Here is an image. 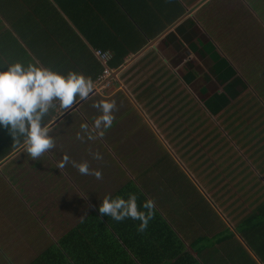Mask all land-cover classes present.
Returning <instances> with one entry per match:
<instances>
[{
	"label": "crops",
	"instance_id": "0c3cea01",
	"mask_svg": "<svg viewBox=\"0 0 264 264\" xmlns=\"http://www.w3.org/2000/svg\"><path fill=\"white\" fill-rule=\"evenodd\" d=\"M9 1L12 0H2L3 6L7 7V5L4 4ZM31 1L32 0H21V6L24 8L28 4L27 2ZM48 2L49 9L45 11L54 13L44 14V8H42L41 6H36L35 9L38 12H41V14L38 16L40 20L51 22L58 16H62L61 22H64L67 27L63 25L61 36H57L56 38H50L44 33L43 30L37 31L32 35L35 41L30 44V49L35 54L34 58L36 63L38 62L41 67L48 68L51 71L65 77L70 71L82 73L84 76L90 77L93 82L95 81V78L98 76L101 70V67L99 69L95 68L99 67L100 65L98 64V61L94 56V51H108L112 54L111 59H113L112 50L99 47L97 45L98 41L106 40L109 36L113 35L116 30H120L116 28H123L128 23L132 25L133 22L131 21V17L128 15V13L134 14L133 18L136 19L134 21V25L137 29V32H139L140 36L147 37H142L143 41H139L140 47L136 52H132V50L126 47L127 55L123 58V63L115 68L111 67L115 70L117 78V81H114L117 83H112L111 85L113 87L115 84H119L115 85L117 86V89L121 85L124 86L125 90H121L122 95L124 97H131L136 101L138 107L130 104V102L127 101L128 104L125 107V110L128 111V118L131 116V113H135L134 111H137V108L140 107V109H145L143 110V113H145L146 111V116H141L145 120L143 121V123L146 125V127H148L149 132L152 135L151 140H153L155 145L158 147V145H160L158 141L159 138L156 139L155 133L158 131L161 134L162 132L164 134L167 129L170 128V126L166 123V117L162 120V127H159L157 124L158 122L156 121L157 116L155 115H160L161 112L159 111V108H157L154 104L156 100L155 93L158 92V89H161V85H159V82L162 79V77L159 78L160 69L157 67V65H164L165 69H163V71L165 72L168 69V65H170V63H172V65L174 64L173 66H178L179 64H181L179 62L185 59L186 56H189V53H193V55L195 56L196 53L199 52V49L202 50V45L199 42V37L197 38V36H195L191 41L188 40V32L191 26L188 25V21H186L184 24L181 23L188 17L185 16L184 18L179 19L181 16L193 11L190 19L194 22V25H197L198 33L203 35V28H201V25L199 28L197 19H195L199 18V5L201 4V2H199V0H68V3L67 0H59L58 3L56 1L50 0ZM77 3H79V5H84L82 7L84 10L83 12L79 11V9L77 8ZM104 3L105 5H103ZM98 5L100 6V8H102V13L98 12V8L96 7ZM28 11L29 9L26 10L25 13H27ZM94 14H96L97 18ZM34 20H36V18ZM171 22L174 23L170 24ZM41 27L44 28V25L42 24ZM20 29L21 28L19 27V30ZM103 29H105V31ZM97 32L98 35L95 36ZM104 32H107L108 34L105 35L103 34ZM120 32H122V30H120ZM126 32L128 31H124L122 34H125ZM130 36H132V34H130ZM45 39L46 45L44 43ZM49 39L52 49H50L51 47L48 43ZM192 47H194V49H192ZM20 49L21 48H19L18 45H14L8 52L14 51L15 55L18 56V54L20 53ZM197 58L198 57L196 56L195 60H197ZM95 69H98L99 71H94ZM172 77H175L174 72ZM181 77L184 84L186 85L187 83L185 82V78H187V75L182 74ZM132 78L134 80V87L132 88H135V96H133L128 91V89H130L129 85L126 86V84L129 83L128 80ZM80 105L81 104H79L77 107H80ZM203 107H205V104L203 105ZM205 110L210 114L212 113V110ZM112 114L115 117L112 122V126L118 128L115 129L117 140L119 141V135H123L126 132H132V130L124 127L125 120L119 118V115L121 114L120 111H114ZM196 114L197 113L195 112L194 106H191L184 117L185 120L186 117H189V120L187 121L188 123H191L189 124V126H187L188 123L184 124L185 127L195 126V128H197L198 120L196 118ZM99 115H101V112L99 113ZM212 115L215 114L212 113ZM216 115L218 116L217 113ZM47 117L48 114L44 116L42 120V126L46 125ZM149 117H152L153 122L150 120L148 123ZM55 118L51 120L52 125L48 126L51 121L47 124V127H49L50 129V136L52 138L53 133L55 134V129H58L57 125L59 121L54 122ZM129 119L132 123V126H134L133 119ZM83 120L86 122L84 118ZM205 120L206 119L203 118V122H205ZM87 130L92 131V126L87 125ZM105 130L106 129L103 128L99 129L98 131L95 129V132L99 133L97 134L96 141V144L100 149L99 154L100 156H102L103 160H107V156L109 155L111 157L110 159H114V157H112V150L116 148L115 142H104L103 133H105ZM4 134L10 135L9 129L0 126V264H27L34 259L37 260L38 255L41 252H45L46 250H48L46 249L48 246H57V238L60 235H62L67 229L73 227L78 221H82L87 215H91V212L94 209L97 210L104 197L108 196L105 195L101 197L102 193L106 191V188L107 191L109 190V184L118 185L119 183H121L120 186H123L125 181L124 177H122L121 174H119L120 177H114L112 175H106L104 172V174H102V179H97L95 177L91 180L93 181V184H95L97 180L102 181L104 185L96 186L95 189L97 190L91 192L92 195L89 200H86V198L83 197L85 205L77 206V198L75 196V194L77 193L74 186H70L69 179L64 180V178L53 166L56 155L53 154L52 151H54L55 147L51 151L42 154L38 158L40 160V163L35 165V160H33L27 153L26 148L23 145V137L20 138L21 143L16 144L17 147L12 149L9 147V143L7 141H3L5 139ZM213 137H215V133ZM213 137L211 136V138ZM2 142H4L5 145H1ZM206 143H210V147L207 148V151L210 152L212 157H215L213 159H222L221 157L218 158V156L223 150L228 147V145H225L220 150L219 146L221 144L215 143L214 139L213 142L208 139ZM169 145L174 148L170 153L160 145L164 152L163 155L160 154V156L154 161H159L154 165L159 164L160 160L162 159H160V157H163L162 161L165 160L163 163L165 167L168 162L173 161L174 158L171 155H175V152H177L178 154L177 158L181 156L185 159H191V161L193 162L194 159L197 158V169H199L198 177L200 178L199 180L203 182L201 176L208 170V167H210V165L207 164L206 158L200 160L202 158V155L193 158V154L201 152L202 150L196 148L195 151H191L192 144L188 141L182 140L170 142ZM103 146L108 147L110 151L108 152ZM262 147L264 148V143ZM182 149L184 151H181ZM254 149L257 153H259V146L255 145ZM96 153V151L92 152L91 155L93 156ZM114 156L119 160L118 155L114 153ZM110 161L112 162V164H114L112 160ZM238 163L240 162L237 161L232 164L237 165ZM203 164H205L204 170L201 169ZM232 164L226 163L224 165L230 166L229 168H227V173H225V169H223L224 166L218 171L217 166L212 168L211 172H206L210 182L217 186L218 183L224 179L225 175L227 178L229 177V180L230 178L232 179L233 177L235 178L236 176H238V171L240 169L236 171L237 168L234 169V166L231 167ZM91 165H94L95 168H98L96 163L89 164V167ZM120 165H124V162L120 161ZM242 165H245V163H243ZM239 168H242L243 170L245 169L244 166H240ZM221 174L222 176L217 179ZM164 175L170 182L172 176H170L166 172L164 173ZM51 177L56 179V183L54 182L52 184H45L47 180L52 181L50 179ZM135 177L137 178L136 175ZM2 179L6 181L7 188L3 185ZM23 180H26L25 185H22ZM122 180L123 183L121 182ZM240 180L243 181L241 177L238 181ZM151 181L155 183L158 182V173H155L153 175ZM246 184L249 186V189H245L244 183H242V186L240 188V191H242L243 193L246 191L244 195V202L242 200L238 204H236L238 199L242 197V193H240L238 198L235 200L236 209L244 207L243 204H245V206H248L252 199L256 203V199L258 197V201L260 202L264 199V184L257 185L252 182L251 178L247 180ZM235 185L236 183L233 184V186ZM49 186L51 187V191H49L48 189L46 190V188H48ZM203 186H205L204 182ZM175 187L179 186L176 183H170L168 188ZM99 188H103L104 190L99 192ZM141 188L143 189V184H141ZM36 189H39L41 193L45 191V195L47 196V198H51L52 196H54V200L55 195L57 194L56 192L60 190L65 195V198L71 201L72 204H61V201L55 200V202L53 201L51 207L48 205H42L39 202L41 201V199H36V196L41 194L33 193V191ZM118 189V187L115 188L111 193L116 194ZM222 189V185L218 187L219 191H221ZM250 189H253V191H249ZM52 191L55 192L52 193ZM152 191L153 189L148 188V196L145 199L154 200L157 196H159L152 194ZM224 191L222 193H224ZM15 192H18L19 198L22 202V206L15 213L7 212V209L11 206V197L14 196ZM29 192L33 196V200L31 201H29L26 197L27 195L29 196ZM248 195L249 197H246ZM228 197L232 198V196L230 195ZM91 200L98 202L95 205H91L89 204ZM45 202L46 204L50 203L49 199H47ZM187 202L188 200L183 197V200H181L180 203H177V205L176 200H171L169 201L170 205L167 206H172L175 209L184 208L186 207L185 204ZM157 205L158 203L155 202L156 207ZM75 206L77 208H74ZM190 207L195 209L196 223H193L184 215H180V217L176 221L175 216L173 215L175 221L173 228L175 232L187 243L192 240V233L195 231L197 234L195 236L202 237V240H200V245H206V242H203V240L205 239L204 237L209 234L207 233L209 230H211L212 232V230L215 229L207 218L206 212H204L205 209L208 208L204 209L203 207H199L198 203H193ZM61 211L65 212V217L59 219V214ZM233 211L235 212V209H233ZM17 213L19 215H17ZM52 220L66 223L67 226L63 231H49L46 228V224L51 222ZM203 221L206 222L205 227H203ZM224 227L225 230L227 229L230 232L231 237L229 239L232 242L231 245H228L230 249L229 251H227V255L221 252L224 259L228 258V264H233L235 262V259L237 257L235 255V252L237 248H240L244 252V254L247 253L251 257V251L248 248H244L238 245L239 242L243 243V241L246 240L243 231L241 229H237L238 227H234L233 224H231L230 227ZM183 229H185V233L181 231ZM240 230L242 231V233ZM209 236L212 235L210 234ZM260 241L261 242L258 246L261 247V251L263 250V246H261L263 245V239H261ZM8 249H10L11 251L18 250V254L13 257L12 253L4 252ZM206 251H208L207 247L200 250L202 254H204ZM260 251L258 250L257 252V255L259 256L262 255ZM215 254H213L212 261L210 262L211 264H226L225 261L219 262L218 260H216ZM253 260L256 263L263 264V258L261 257L259 259L257 257H253Z\"/></svg>",
	"mask_w": 264,
	"mask_h": 264
},
{
	"label": "rangeland",
	"instance_id": "374dc122",
	"mask_svg": "<svg viewBox=\"0 0 264 264\" xmlns=\"http://www.w3.org/2000/svg\"><path fill=\"white\" fill-rule=\"evenodd\" d=\"M50 1V0H48ZM3 6L2 0H0V6ZM20 10V11H19ZM17 12L14 13V16L17 14H22L24 16L25 9L20 8ZM51 14L54 12H50ZM232 16V18H235V22L231 23L230 25L227 22V18ZM198 17H201V19L206 20V17L208 19H214L215 21L212 23H209L208 25L203 22V35L200 33H197L196 36L199 37L201 44H202V50H200V56L201 58H197L195 60L196 55L194 56L193 53H189V56H186L185 59H183L181 64L178 66H173L172 63L168 65L167 70H171L174 72L176 77L177 85L175 86L176 90H182L183 87H186L188 90L195 91V87L200 82H206V90L203 94H207L208 96L210 93H219L223 90V83H219L217 74L222 72L225 67L227 66V69L229 67L235 66L243 68L244 70H237V73L240 75H243L244 78H246L244 75L250 71V67H255V64H262L261 67L264 69V54L262 51H253L250 49L249 54L245 51L246 48L251 46V43L254 39V31H256L258 35V23L257 19L253 15H244L241 13V8L238 5V2L235 0H208L207 2L202 4V7L200 8V13ZM254 18V19H253ZM192 20L188 19V22ZM234 24V25H233ZM233 25V26H232ZM232 26V27H231ZM8 34L10 38H7L4 44H9L11 46H7L4 51L0 50V72L7 71V68L11 65H14L16 63H20L24 67H27L28 65H34L36 67H41V65L35 61V54L31 51L30 45L27 44V41L24 40L20 35L24 32V28H21L19 31H16L13 26H8ZM208 33V36H204L205 32ZM262 35L260 34L259 37ZM194 37H191L189 41H191ZM39 40V39H38ZM255 42V41H254ZM46 45V39L44 41ZM48 43L50 44V39L48 40ZM14 45H18L20 49V53L15 55L14 51L8 52ZM50 49H52V46L50 44ZM206 47V48H204ZM208 49V50H207ZM211 51V52H210ZM209 53H213L214 58H209ZM241 59H236L233 54H241ZM208 56V57H207ZM215 57L219 59V62L221 63L218 68L217 64L215 63ZM203 59H207V62H205ZM164 64V63H163ZM232 65V66H231ZM157 67L160 70L165 69L164 65H157ZM192 72L193 74H196V77L192 81V84L187 83L184 84L181 75L186 74L188 72ZM252 71V70H251ZM236 74L232 75L229 79L234 77ZM236 77H238L236 75ZM244 81H248L247 79H244ZM206 79V81L204 80ZM239 79V77H238ZM252 80L254 78L252 77ZM129 88L128 91L135 96V88L134 87V80L133 78L128 80ZM119 85V84H115ZM113 86L110 84V86L102 88L101 90L93 91L92 94H89L87 98H84L81 101L80 106H88V109L91 110L93 113L97 111L96 108H94L92 105L102 101V100H114L116 104V110L120 111L121 114L119 115V118L122 120H125L124 127L129 128L132 130V132L125 133L123 135H119V141L117 140L116 135V129L117 127L111 126L110 128L105 130V133H103L104 136V142H115L116 148L112 150V157L114 159H110V155L107 156V160H96L91 155L92 152L100 153L99 146L96 144L97 136L93 135V139L88 138V130L85 131L83 129V126H87L86 122L83 120V112L78 111V107L73 109L71 112H69L67 115L64 113L62 116H58L54 122H58V129H55V134L53 133V139L55 141V148L53 154L56 155L55 161L53 162L54 168L58 171V173L64 178V180L69 179L70 186L73 185L75 188V191L77 194H75L77 198L76 205H85L84 198L86 200H89L92 193L96 191V186L104 185L102 181H97L95 184H93V181H91L93 178H95L94 175H81L76 168H74L69 162L63 169L57 168V164L62 160V157L64 155H67L70 157L71 161H75L76 163L81 162H88L89 164L96 163L98 168H95L94 165L90 166V170H98L102 174L106 175H112L114 177H120L119 174L124 177V181L127 182L131 177L136 176H142V173H145L148 175V180L151 181L153 178V175L158 172L156 170L155 166H158V169L162 166L164 161H161L159 164H156L155 166H152V164H155L159 161L154 162L160 154L163 155V150L160 147V145L167 150V152H172L171 150L174 149L172 146L169 145L170 142H176L177 140L182 141H188L192 144L191 151H195L196 148L201 149V152L193 154V158H196L200 155H202V159L207 160V164L210 165L208 167V170L206 172H211L212 168L217 167V171L220 170L226 163L232 160V158H229L227 161H224L221 163L222 159H213L215 157H212L210 152L207 151V148L210 147V143H206L208 139H210L213 142L212 136V129L215 127V125L221 124V117L215 115H212V113H208L202 103V99L198 98L200 96L199 93H190L191 101L189 105L183 109L177 110L176 106L174 107L171 102L164 104V101H162L160 98H156L155 100V106L157 108H161L162 110H165L169 108L170 112H168L169 120H166V123L169 124L170 128L167 129V131L163 134L160 132H156V139H158L159 144L158 147L155 145L154 141L152 139V135L149 132L148 127L143 123L145 121L141 116H146V111L143 113V110L137 108V111H134L135 113H131V116L129 118L133 119V124L130 121V119L127 116V110H125V107L127 106L128 102L130 104L137 106L136 101L131 97H124L122 95L121 90H125L124 86H120L118 89L117 86ZM258 86V83L256 81H251L247 83L245 86H237L236 89L239 90V96L238 99L231 100V105L228 108L231 113L232 110L236 109L237 111L234 114H237L238 120L241 122V125L234 124L230 127L231 136L236 135V141H247L249 143H253L254 145L259 146V155L261 157L249 160L240 158L238 162H241L240 166H247L246 170L239 171V175L232 179L229 177L227 178L226 175L224 176V179L221 180L217 186L212 184L210 182L208 175L206 172L203 173L201 176L202 181L204 182L205 186H203V182H201L198 177V162L196 159H194V162L191 161V159H185L184 157L179 156L177 158L178 154L175 152V155H171L174 159L171 162H168V164L165 166L167 168L166 173H168L170 176L171 174L175 175L178 174L180 176V180H178V183L176 184L181 189V194L183 197H185L188 202L186 204H193L198 203L199 207L208 208L205 209L208 215V219H212L214 222V227L216 228L213 232L209 230L204 237L205 239L203 242H206V239L209 241L210 234L214 235V237H217V231L221 228L223 229L224 226L230 227L231 224H236V221L238 220L236 216V212L241 211L242 209H236L235 206V200L238 198L239 194L242 193L240 191V188L242 186V183L245 184V189H249L248 185L246 184L247 180L251 178L252 182L260 185L263 184V156H264V148L262 147L263 141H264V130L262 122H259L254 117V108L250 112V107L255 103V107H258V114L263 112V110H259L261 108V102L260 98H256V88ZM242 89V90H241ZM100 91V92H99ZM159 91V89H158ZM186 91V90H185ZM202 94V95H203ZM205 96V97H206ZM204 97V98H205ZM228 103V105L230 104ZM191 106H194L196 114V118L198 120L197 128L194 127H186V133L187 135H173V120L176 118H180V121L184 124H187L188 121L184 119L185 115L187 114V111ZM125 111V112H124ZM222 110L218 111L217 114H219ZM48 112L47 117V124L55 118L53 117V114ZM65 112V110H64ZM253 114V116H252ZM157 116L156 121L160 123V126L162 127V120L164 116L162 115H155ZM254 117V119H253ZM203 118H205V122H203ZM148 123L151 120L153 122L152 117L148 118ZM171 124V125H170ZM50 125L51 122H50ZM133 127V128H130ZM158 128V127H157ZM190 128V129H188ZM118 129V128H117ZM248 129L249 132L247 131ZM138 130V132H137ZM159 130V129H158ZM208 133V137L204 136V133ZM80 135L83 137V140L77 139V135ZM50 135V133H49ZM216 137V136H215ZM217 139V138H215ZM214 139V141H215ZM262 144V145H261ZM108 152L110 149L108 147L103 146ZM157 147V148H156ZM240 147V146H237ZM241 151L242 150V147ZM178 151V150H177ZM181 151H184L183 149ZM51 152V153H52ZM237 152L240 153L238 150ZM114 153L119 156V160L121 162H124V165H120V161L115 158ZM248 154V152H247ZM102 157V156H101ZM162 157H160L161 159ZM112 160L114 164L110 161ZM40 160H35V165L39 164ZM244 161L245 165H242V162ZM150 165V166H149ZM235 166L232 164L231 167ZM148 167V172H146V168ZM205 164L202 166V170H204ZM236 169V171H238ZM225 173H227V169H225ZM143 174V175H145ZM222 176L219 175L217 179H219ZM232 176V175H231ZM240 177L243 179L238 181ZM136 178V177H135ZM52 181L47 180L45 182L52 184L56 181L53 177L50 178ZM46 180V179H45ZM133 185V180H129ZM123 183V180L121 181ZM130 182H127V184H130ZM228 182V183H227ZM1 183V181H0ZM3 185L6 186V181L2 179ZM26 180H23L22 185H25ZM56 183V182H55ZM233 186V184H235ZM119 183L118 185H112L109 184V190L104 191L101 195V197L110 194L115 188L120 187ZM222 185L223 189L221 191L218 190V187ZM106 187V186H105ZM147 188H149L147 186ZM208 190H207V189ZM51 191V187L49 186L46 188V190ZM95 189V190H94ZM41 190V189H40ZM103 188H99V192L103 191ZM225 190V191H224ZM29 191V190H28ZM42 191V190H41ZM224 191V193H222ZM249 191H253V189H250ZM47 192V191H46ZM55 191H52L54 193ZM171 193H174V190L170 191ZM23 193V190H22ZM33 193H38L41 195L36 196V199L40 198L41 201L40 204L42 205H48L51 207L53 204V201H61V204H72L71 201L67 200L65 198V195L62 191L58 190L55 195L51 198H47L45 195V191L41 193L39 189H36L33 191ZM169 193V192H168ZM169 193V195H171ZM222 193V194H221ZM12 195V194H10ZM9 195V196H10ZM207 195V196H206ZM232 196V198H229L228 196ZM172 196V195H171ZM29 201L33 200L32 194L29 192V196H26ZM50 197V196H49ZM204 197V199H203ZM244 198L241 197L238 199L236 204H238L240 201H242ZM49 199V204H46V200ZM173 199H175L173 197ZM28 201V203H29ZM98 201L91 200L89 204L95 205ZM180 203V202H177ZM11 206L7 209V212H17V210L20 209L22 206L21 199L19 198L18 192L14 193V196L11 197ZM190 205V206H191ZM245 206V204H243ZM168 207V206H167ZM187 207V206H186ZM184 208H170L168 207L174 214L175 219L176 215H178L177 219L180 217V215L187 216L188 210ZM74 208H77L76 206ZM214 208V209H213ZM235 209V212L233 211ZM187 210V211H184ZM77 211V210H76ZM244 211V209H243ZM64 211H61L59 214V219L64 218ZM191 213H195V211H190L189 215L192 216ZM15 215V214H13ZM17 215H19L17 213ZM77 215V213H76ZM211 217V218H209ZM231 223V224H230ZM206 222L203 221V227H205ZM223 225V226H222ZM67 226L66 223H62L61 221L52 220L51 222L46 224V228L49 231L52 232H59L63 231L65 227ZM221 226V227H220ZM219 227V228H218ZM238 229V228H237ZM52 234V233H50ZM197 235V234H196ZM181 241L183 243H186L182 237H180ZM236 254H238L239 257H236L235 262L233 264H254L252 262L253 257H257L258 259L261 257L257 254H254V252L251 253V257L240 249H236ZM6 253H12V256H16L18 254V250L11 251L10 249L4 251ZM205 263V262H203Z\"/></svg>",
	"mask_w": 264,
	"mask_h": 264
},
{
	"label": "trees",
	"instance_id": "16d2710c",
	"mask_svg": "<svg viewBox=\"0 0 264 264\" xmlns=\"http://www.w3.org/2000/svg\"><path fill=\"white\" fill-rule=\"evenodd\" d=\"M52 1H56L57 3L59 2V0ZM200 1L201 0H199V2ZM27 3V6L24 8L21 6V0L9 1L4 4L7 5V7L2 5L0 6L1 51H4V49H6V47L9 45L4 44L6 39L10 38L7 32L9 28L8 26H13L16 31H19V27L25 28L24 32L20 35V37L26 40L28 45L32 44L35 41L32 35L35 34L37 31L43 30L44 33L50 38H56L57 36H61L63 25L67 27L64 22H61L62 16H58L55 20H52L51 22L40 20L38 16L41 14V12H38L35 7L41 6L42 8H44V14H51L50 12L45 11L49 9L48 0H32L31 2ZM77 4V8L79 9V11L83 12L84 10L82 7L84 5H79V3ZM103 5H105V3ZM96 7L98 8V12L102 13V8H100L99 5ZM20 8L25 9V11L29 9V11L27 13L24 12V16L23 13L14 16V13L17 12ZM240 8L243 11L241 13L245 15V9L243 7ZM247 14L248 16L253 15L258 18L256 21L258 23L259 30L258 35L256 31H254L255 34L253 42L251 43V46L245 49V51L249 54L250 49L253 51L258 50L259 52L262 51L264 54V0H253V2L247 7ZM94 15L96 17V14ZM128 15L131 17V21L133 22L132 25L128 23L123 28H116L122 30V32H120V30H116L115 33L109 36L106 40L98 41L97 45L99 47L103 49H111L113 52V59H110L108 61V67L115 68L117 66H120L123 63V58L127 55L126 47L132 50V52H136L140 47L139 41H143L142 37H147L140 36L139 32H137V29L134 25V21L136 20L133 18L134 14L128 13ZM35 18L36 20H34ZM195 19H197L199 28L200 25L201 28L204 27L203 22L208 25L209 23L215 21L214 19L203 20L201 19V17ZM234 20L235 18L233 19L232 16L227 18V22L229 25L231 23L236 24ZM174 22H171L170 24H173ZM42 24L44 25V28L41 27ZM188 25L191 26V29L189 28L188 32V40H190L191 37L196 36V34L198 33V29L197 25H194L193 21L188 22ZM103 30L105 31V29ZM124 31L128 32L122 34ZM204 32V36H208V33L205 30ZM103 34L106 35L108 33L104 32ZM130 34H132V36H130ZM260 34L262 35L261 37L263 39L259 37ZM96 35H98V32L95 34V36ZM199 42L201 43L200 40ZM192 49H194V47H192ZM198 51L199 52L196 53V56L202 59V57L199 55L200 50ZM211 55L214 58L213 53H209V58L211 57ZM233 55L236 59L242 58V53L239 55ZM203 60L207 62V59ZM215 63L217 64V68L221 64L219 62V59H217L216 57ZM261 66L262 64L260 63L255 64V67H250V71L248 72V74L246 73L244 75L246 78H244L243 75L238 74L236 71V69L244 70V67L240 68L232 66L227 69L226 66L222 72L217 74V81L219 83H223L222 92L210 93L208 96H206L207 94H203L206 90V79H204L206 82H200L195 87V91L188 90L186 87H183L182 90L178 91L175 89L177 82L176 77H172L173 71L166 70L164 72L163 70H159V78L162 77L161 81L159 82V85H161V89L155 93V98H160L162 101H164V104L171 102L173 106H176L177 110H179L189 105L191 101L190 93H199L200 96L198 98L202 99L203 105L205 104V109L212 110L211 112L213 114H216L218 111L222 110L218 114V116L222 118L221 124L215 125V127L211 131L212 137L214 133L216 136L213 137V139L217 138L215 139V143L221 144L219 146L220 150L225 145H228V147L223 150L218 156V158H222L221 163L227 161L229 158H232V160L228 162L229 164L237 162L238 160H240V158L249 160V156L253 163V159H259L261 155H259L255 151L254 142H237L236 135L231 136V131L229 130L230 127L233 126V123L241 125V122L237 121L238 116L237 114H234L237 110L233 109L231 113H228L230 112V110H228L227 107L231 105V100L235 101L240 95L239 90L236 89L237 86H245L251 81H256L258 83V86L256 88V98H260V102L262 104L259 110H263V112L260 111L259 114L257 113L258 107H255V103H253L249 111L251 112L254 108V117L259 122H262L261 124L263 125L264 130V69ZM100 67L101 65L95 68L99 69ZM98 69H95L94 71H97ZM234 74H236L239 79L238 77H236V75L229 79ZM186 75L187 78H185V82L192 84V81L196 77V74H193L189 71L188 73H186ZM252 77L254 78V80H252ZM243 78L247 79L248 81H244ZM187 91L190 93H188ZM77 99H79V97H77ZM228 103L230 104L228 105ZM78 109L81 114L83 112V118L86 120L87 125L92 126V131H88V133L91 132L92 134L97 136V134L99 133L95 132V129L93 127V120L100 116V111L97 110L93 113L91 110L88 109V106H80L78 107ZM159 111L161 112L160 115L164 116V118L166 117V120H169V108L165 110L159 108ZM186 120H189V117H186ZM173 121L174 122L171 126L173 127L172 134L177 136L187 135L186 133L188 132L186 131V127L184 123L180 121V118H176ZM190 123L191 122H189L187 126H189ZM157 124L160 127V123ZM249 130L250 129H248L247 131L249 132ZM4 136L5 139L3 141H7L9 143L10 148L14 149L15 147H17L16 143L12 140L11 135L4 134ZM204 136L208 137L209 135L205 132ZM4 142H2L1 145H5ZM237 146L242 147L243 151H241V148ZM238 150L240 151V153L237 152ZM162 159L160 160V162L162 161ZM243 163L244 161L242 162V164ZM240 165L241 162L235 165L234 169H238ZM152 166L155 165L152 164ZM158 166L159 165L155 166L156 170H158L157 183L148 180L147 175H143L145 173H142V176H137V178L128 176V178H130L129 180H133L134 185L128 180L127 182H130L131 185L125 182L123 186L119 187L116 194L112 193V195L110 196L112 198H115L116 196H121L124 199H127L129 193H134L137 195V205L139 207V210L147 212V209L143 208V204L147 200L145 198L148 196L147 186L150 189H153L152 194L159 195L154 199V201L158 203V205L157 207L155 206V215L151 220H149L148 227L145 231L139 232L137 230L140 224L139 220L126 218L122 222H117L107 215H101L98 211V207L96 214L95 211H92L91 215L86 214L87 216L82 221H78L73 227L67 229L62 235H60L57 238V246H48L46 248L48 250H46L45 252H41L38 255L37 260L34 259L28 262L27 264H211L210 262L212 261L213 254L215 253L216 260H218L219 262L225 261V263L228 264V258L224 259L221 254L222 252L227 255L226 253L230 249L228 245H231L232 243L229 239L231 237L230 232L227 229L225 230V227H223L222 230L220 228L216 232V238L214 237L215 234H211V239L209 241L206 239V245H200V240H202V237L195 236V231L192 233V240H190V242L183 243L181 241L180 236L175 232L173 228L175 223L173 218L174 214L168 208L173 207H167V205H170L169 201L171 200H176V205L177 202H181V200H183V195L181 194L180 187L168 188L170 183H178V180H180V176L178 174H176V176L171 174L172 178L169 182L167 177L164 175V173L167 171V168L164 167L163 164L160 169H158ZM229 167L230 166H224L223 169H227ZM244 167V170H246L247 166ZM242 168H239V171H242ZM146 172H148V167L146 168ZM141 184H143V189L141 188ZM171 190H174V193H171ZM168 192L171 193L172 196L169 195ZM245 193L246 191L244 193L242 192V197L245 195ZM173 197L175 198V200L173 199ZM246 197H249V195ZM256 200L257 203L252 199L248 206L240 208L242 209V212H236L238 220L236 221V224L233 225L234 227H238V229H241L245 234V242H239L238 245L244 248H248L251 253L254 252V254H258V250L260 251L261 249V247L258 245L261 242L260 240L263 239V245H261L263 246V250H261L260 253L262 254L261 258H263L262 263L264 264V199L260 202L258 201V197ZM185 205L187 206L186 209L189 212L195 211L194 208L190 207L191 204ZM189 212L188 214H186V217L193 223H196V213H191L192 216H190ZM204 212H206V210ZM177 217L178 215H176V221ZM209 221L214 227L213 220L209 219ZM184 230L185 229L181 231L185 233ZM214 230H212V232ZM205 247H207L208 251L202 254L200 250ZM235 255L239 257L236 252ZM252 262L254 264H259L256 263L253 259Z\"/></svg>",
	"mask_w": 264,
	"mask_h": 264
},
{
	"label": "clouds",
	"instance_id": "9594fccd",
	"mask_svg": "<svg viewBox=\"0 0 264 264\" xmlns=\"http://www.w3.org/2000/svg\"><path fill=\"white\" fill-rule=\"evenodd\" d=\"M205 1L208 0L200 1L199 9ZM237 2L240 7L245 9L247 14V7L253 0H238ZM241 12L243 11L241 10ZM192 13L193 11L181 16L179 19L185 16L190 19ZM188 18L181 23L184 24L188 21ZM206 19L208 18L206 17ZM108 68L115 71L111 67ZM114 77V80H112V76L108 77L110 78L108 86L117 83L114 82L117 81L116 72ZM96 90L98 89L94 86L91 78L84 76L82 73L70 71L65 77L48 68L34 65L24 67L20 63H16L9 66L7 71L0 72V126L9 129V134L16 144H20V138L23 137V145L27 153L33 160H37L42 154L51 151L55 147V141L49 135V127L42 126V120L49 111H51V114L54 113L53 117L57 118L59 116L55 113L52 107L53 104L58 103L63 110L68 109L64 112L67 115L84 98H87L90 93ZM77 97L79 99L76 101ZM92 106L101 112V115L94 120V129L110 128L115 118L112 114L116 110L115 101L102 100ZM83 129L87 131V126H83ZM88 138H94L91 132L88 133ZM77 139L83 140V137L78 134ZM93 158L96 160L102 159L99 153L94 154ZM69 162L81 175H94L97 179H102V173L98 170H90L87 162L76 163L71 161L67 155L62 157V160L57 164V168L63 169ZM111 195L112 193L104 197L98 209L99 213L107 215L117 222H122L126 218L139 220L140 224L137 230L139 232L145 231L149 220L155 215V201L152 199L146 200L143 208L147 209V212H144L139 210L136 194L129 193L127 199L121 196L112 198ZM93 211H95V214L97 213L96 209Z\"/></svg>",
	"mask_w": 264,
	"mask_h": 264
},
{
	"label": "built area",
	"instance_id": "2783aa9c",
	"mask_svg": "<svg viewBox=\"0 0 264 264\" xmlns=\"http://www.w3.org/2000/svg\"><path fill=\"white\" fill-rule=\"evenodd\" d=\"M94 56L97 59L98 63L101 65V71L94 81V86L98 90H100L109 85V81H110V78H108L109 76H112L113 78L112 80H114L115 71L108 68L107 66V62L111 57V54L108 51L95 50ZM52 107L54 108V111L57 115H61L62 113H64V110L60 108L58 103H54ZM67 110H65V112Z\"/></svg>",
	"mask_w": 264,
	"mask_h": 264
},
{
	"label": "bare ground",
	"instance_id": "6f19581e",
	"mask_svg": "<svg viewBox=\"0 0 264 264\" xmlns=\"http://www.w3.org/2000/svg\"><path fill=\"white\" fill-rule=\"evenodd\" d=\"M100 92V91H99Z\"/></svg>",
	"mask_w": 264,
	"mask_h": 264
}]
</instances>
